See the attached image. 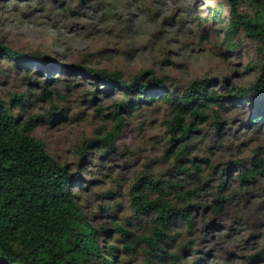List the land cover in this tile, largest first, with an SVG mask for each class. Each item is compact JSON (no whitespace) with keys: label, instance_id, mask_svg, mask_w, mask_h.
<instances>
[{"label":"rangeland","instance_id":"374dc122","mask_svg":"<svg viewBox=\"0 0 264 264\" xmlns=\"http://www.w3.org/2000/svg\"><path fill=\"white\" fill-rule=\"evenodd\" d=\"M229 7L228 0H0V42L58 66L80 63L120 71L125 78L151 71L182 89L209 79L221 92L225 79L230 90L252 85L262 62L258 37L242 28L227 33ZM239 12L254 18L259 7L243 0ZM27 61L17 66L0 58V95L20 122L37 119L29 134L48 154L71 172H82L74 193L100 246L117 248L113 264L171 263L154 257L141 241L151 215L134 212L131 188L177 181L196 164L199 182L178 195L164 188L170 203L193 205L190 224L180 217L172 224L165 252L178 264H264V180L245 189L235 179L223 182L221 175L224 167L232 173L238 161L249 162L264 149V125L247 127L246 106L213 107L182 154L171 140L168 105L159 101L115 113L118 91L106 93L104 83L64 65L53 70L57 80L44 82V73ZM50 112L58 119L47 121ZM157 196L151 191L150 197ZM215 199L220 210L213 209Z\"/></svg>","mask_w":264,"mask_h":264},{"label":"trees","instance_id":"16d2710c","mask_svg":"<svg viewBox=\"0 0 264 264\" xmlns=\"http://www.w3.org/2000/svg\"><path fill=\"white\" fill-rule=\"evenodd\" d=\"M228 1L230 21L227 33L242 28L260 41L258 49L262 62L258 76L246 88L230 90L225 79L221 81L220 92L211 87L212 80L201 79L191 81L182 89L172 84L168 76H158L151 71H141L125 78L120 71L80 63L58 66L57 61L37 53L14 52L1 42L0 58L12 59L17 66L28 59L27 62L36 64L44 73V82L57 80L53 70L59 71L62 65L68 71L75 70L88 79L102 82L106 93L111 90L120 93L115 113L140 110L159 101L168 105L169 128L173 130L171 140H176L178 152L185 154L193 134L199 131L198 125L208 118V111L213 107L226 110L227 103H239L250 110L247 127L264 125V0H248L259 7L254 18L239 12L243 0ZM16 101L23 106L21 94L17 95ZM45 119L50 122L58 116L50 112ZM117 120L120 124L122 117ZM36 121L29 118L25 123L20 122L0 95V264H113L117 248L115 245L100 246L98 234L83 214L74 193V188L81 185L82 172L73 173L58 163L46 152L42 142L29 134ZM220 125L218 121L217 127ZM174 131H179V138L174 136ZM194 167V171L184 168L183 178H177V181L169 180L162 186H156L153 181L137 192H134V186L131 188L130 201L134 212L151 215L149 234L142 235L141 241L160 261L167 257L170 264H178V258L167 254L163 247L177 217L191 223L189 210L193 207L190 204L177 207L170 203L164 188L171 187L178 195L189 183L199 182L200 165ZM235 167L237 169L232 173L229 167L222 169L221 175L226 176L223 182L235 179L241 188H254L264 180V149L256 152L249 162L238 161ZM151 191H157L158 196L150 197ZM186 192L191 193L189 189ZM219 199L214 200L217 203L213 205L214 210H220ZM115 229L129 235L119 225H115Z\"/></svg>","mask_w":264,"mask_h":264}]
</instances>
